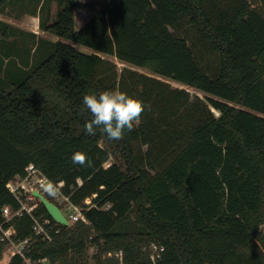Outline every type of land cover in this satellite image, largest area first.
<instances>
[{
  "label": "trees",
  "instance_id": "trees-1",
  "mask_svg": "<svg viewBox=\"0 0 264 264\" xmlns=\"http://www.w3.org/2000/svg\"><path fill=\"white\" fill-rule=\"evenodd\" d=\"M57 1L52 23L40 16L59 38L51 54L0 87V225L3 207L20 206L8 183L34 164L89 221L61 225L36 200L33 215L59 229L51 242L29 214L5 223L32 238L35 264H264V14L250 0ZM77 8L92 12L81 29ZM7 26L0 19V36ZM113 89L149 106L141 123L120 140L88 136L83 96ZM77 151L93 166L74 164ZM153 243L165 248L155 262Z\"/></svg>",
  "mask_w": 264,
  "mask_h": 264
},
{
  "label": "rangeland",
  "instance_id": "rangeland-1",
  "mask_svg": "<svg viewBox=\"0 0 264 264\" xmlns=\"http://www.w3.org/2000/svg\"><path fill=\"white\" fill-rule=\"evenodd\" d=\"M41 1L42 0H9L5 9L6 14H0V19L11 25L7 26L5 29L7 33H9V36H0V87L4 90H12L15 84L24 80L26 76L37 66H39L44 60H46L52 52V46L47 41L35 39V37L19 32L20 28L23 27L22 29H26L33 27V25L39 21L37 17L26 14L24 11L28 10L29 12H33V10H36L38 4ZM250 1L264 14L263 6L259 0ZM43 5L44 6L40 11L41 14H39V17L41 16L44 21H49L50 15L53 13L54 16L55 13L57 14L58 10L60 9V3L58 4L57 0H43ZM183 28L185 30L189 29L187 24H184L182 29ZM1 33L2 32H0V34ZM189 35L191 45L196 50V52L202 54V61L206 62V58L203 56L204 45L202 42H200L197 35L193 31H191ZM45 36L49 39H58L57 36L51 33H45ZM79 48L82 51L83 49L86 50L87 53L92 52L89 48L84 46H80ZM107 58L115 61L118 64L119 71H122L124 67H132L141 72L151 74L145 69L130 66L127 63L119 61L115 57ZM165 80L170 82L175 87L186 88L193 94L197 93L202 97L205 96L204 93L199 92L192 87L182 85L170 79ZM87 202L89 203L90 200ZM97 251L98 248L96 245H91L89 247V255L91 259L97 253ZM149 251L152 253L151 246L149 247ZM8 254L9 251L6 249L4 251L3 257L0 258V264H9L10 258Z\"/></svg>",
  "mask_w": 264,
  "mask_h": 264
},
{
  "label": "built area",
  "instance_id": "built-area-1",
  "mask_svg": "<svg viewBox=\"0 0 264 264\" xmlns=\"http://www.w3.org/2000/svg\"><path fill=\"white\" fill-rule=\"evenodd\" d=\"M49 181L58 187L59 191L57 194H53L45 187L46 183ZM63 187V182H53L34 164H30L27 167L26 176H17L8 183V188L20 204L17 210L13 209L10 205L3 207L5 222L0 225V242L7 244L6 249L9 251L8 255L10 260L13 256L19 255L22 257L24 264H35V261L28 255L31 250L30 243L32 238H16L17 232L15 227L13 225L5 226V223L11 221L14 217L29 214L34 221V235L42 237L43 241L51 242L53 240L52 234L59 232V229H57L55 225L50 224L49 220H41L33 215L32 206L33 203L38 200V198L33 195L34 189L39 190L47 198L58 204L65 216L69 219L70 225L80 220L89 223L84 215L83 208L71 201L70 196L63 192ZM164 249V246L155 243L151 245V257L154 262L156 258L161 256V252L164 251Z\"/></svg>",
  "mask_w": 264,
  "mask_h": 264
},
{
  "label": "clouds",
  "instance_id": "clouds-1",
  "mask_svg": "<svg viewBox=\"0 0 264 264\" xmlns=\"http://www.w3.org/2000/svg\"><path fill=\"white\" fill-rule=\"evenodd\" d=\"M82 102L92 117L84 125L85 133L88 136H95L99 130L108 140H120L125 130L133 131L141 123V118L149 107L142 100L118 89L104 90L98 94H85ZM71 159L74 164L82 167L93 166L86 153L77 151ZM45 187L53 194L59 191L50 181Z\"/></svg>",
  "mask_w": 264,
  "mask_h": 264
},
{
  "label": "crops",
  "instance_id": "crops-1",
  "mask_svg": "<svg viewBox=\"0 0 264 264\" xmlns=\"http://www.w3.org/2000/svg\"><path fill=\"white\" fill-rule=\"evenodd\" d=\"M79 1H82V2H90V1H96V0H79ZM88 10H86L85 8H77L75 10V21H76V28L77 29H81L86 24V22L92 17V12L91 11H88ZM25 13L26 14H29V15H33L34 17H37L39 21H37L35 23V25H33V27H29V28H26V29L25 28L22 29L23 27L20 28L19 29V32L20 33H23V34H26V35L35 37V39H41V38H43L47 42L48 41H57V40H59V38L56 40V39H51V38L49 39V38H47L45 36V33H50V32L44 30L43 27H41L40 17H39V14H40L39 7L36 10H33V12L26 11ZM56 15L57 14L55 13V15L53 16V13H52L50 15V17H49L48 23H52L54 21V19L56 18ZM38 27H39V29H38ZM76 46L79 48L81 45H76ZM83 51L84 52H87L84 49H83Z\"/></svg>",
  "mask_w": 264,
  "mask_h": 264
},
{
  "label": "water",
  "instance_id": "water-1",
  "mask_svg": "<svg viewBox=\"0 0 264 264\" xmlns=\"http://www.w3.org/2000/svg\"><path fill=\"white\" fill-rule=\"evenodd\" d=\"M33 195L36 196L40 202L43 203L49 214L57 223L65 226L70 225L69 219L65 216L58 204L47 198L43 193H41L37 189L33 190Z\"/></svg>",
  "mask_w": 264,
  "mask_h": 264
}]
</instances>
